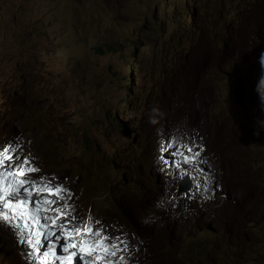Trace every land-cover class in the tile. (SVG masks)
<instances>
[{
	"label": "clouds",
	"instance_id": "9594fccd",
	"mask_svg": "<svg viewBox=\"0 0 264 264\" xmlns=\"http://www.w3.org/2000/svg\"><path fill=\"white\" fill-rule=\"evenodd\" d=\"M243 1L253 5L262 0ZM231 4V0H160L150 17L148 31L138 34L141 44L148 42V52L155 58L159 71L162 98L156 103L179 110L186 117L184 121L170 116L141 121L138 113L127 118L124 113L130 102L120 96L117 85L120 75L114 73L102 84L98 96L80 108L82 114L89 109L87 115L98 124L97 130L90 135V125L84 127L80 121L72 127L74 138H81L84 145L79 160L86 178L77 189L69 183L54 181V185L70 189L67 200L61 203L70 205V216L76 217L73 225L82 212L86 220L81 226L88 223L93 229L101 227L122 240L127 250L118 255H126L128 264H141L143 248L137 244L139 234L168 245L174 236L167 226L176 220L182 227L181 237L192 240L190 261L186 264H246V260L259 255L256 249L264 243V238H238L231 252L213 258L225 238L214 230L215 222L228 218L232 209L249 211L259 206L256 194L259 187L264 188V38L261 29L239 17ZM218 9L224 10L222 17L217 16ZM211 25L221 40L212 48L213 54L197 52L199 46L212 45ZM168 46L172 52L167 50ZM159 50H164L165 55ZM144 64L143 58L139 67L142 73ZM218 64L221 68H217ZM209 70L216 83L215 92L209 90L206 79ZM1 90L6 100L15 99L11 90L4 86ZM106 91L109 95L104 96ZM214 109L218 116L227 117L226 125L234 134L238 149L256 172L251 180L254 187L249 190L238 184L236 188L229 185V191L235 189L231 199L227 196L228 184H224L217 162L208 156L198 131L205 113ZM69 112L75 110L65 114ZM46 114L45 111L34 114L35 121L40 123ZM96 115L99 118L94 119ZM253 116H257L255 121ZM162 124L168 127L167 131L156 134L155 129ZM130 128L134 131L132 135L128 133ZM142 128L145 130L140 135ZM111 130L117 134L115 138L106 136ZM151 137L154 146L149 142ZM14 139L12 135L6 147L14 148L11 143ZM173 143L191 147L192 155L198 152V157L194 162L184 163L175 155V148L169 147ZM159 146H164L168 153L164 155ZM16 155L25 157L18 152ZM26 178L35 185L47 182L32 172ZM82 191L85 200L91 195L90 204H83ZM39 197H43L41 192ZM238 197L247 199L244 208L238 206ZM133 215L135 220L131 218ZM179 216L183 219L179 220ZM209 232L214 238H210ZM225 235L237 237L239 230L233 225ZM30 253L26 243L18 241L6 228H0V264L4 261L40 264L41 257ZM74 264H82L79 256ZM116 264L121 262L116 260Z\"/></svg>",
	"mask_w": 264,
	"mask_h": 264
},
{
	"label": "rangeland",
	"instance_id": "374dc122",
	"mask_svg": "<svg viewBox=\"0 0 264 264\" xmlns=\"http://www.w3.org/2000/svg\"><path fill=\"white\" fill-rule=\"evenodd\" d=\"M159 1L0 0V147H6L14 135L15 139L11 140L14 148L18 145L17 152L29 157L31 166L37 169L33 175L43 177L53 186L54 181H59L77 189L86 178L80 170L79 160L84 145L81 138H74L72 127L80 121L84 127L90 125V135L97 130L98 124L95 120L91 122L90 115H87L89 109L86 108L82 114L80 108L84 102L93 101L98 96L102 84L114 73L120 75L117 81L120 96L130 102L124 113L127 118L138 113L141 121L147 117H154L156 121L167 116L184 121L186 117L179 110L156 103L162 98L159 71L155 58L148 52V42L141 44L138 36L140 32L148 31L150 17ZM231 1L230 8H236L239 17L257 25L264 38V0L253 5L243 0ZM223 13L224 10H217V16L222 17ZM220 40L212 30V45L199 46L197 52L213 54L212 48ZM167 50L173 51L169 46ZM159 51L165 55L164 50ZM143 58L142 73L139 67ZM217 68H221V64ZM210 71L206 79L209 80V90L215 92L217 87ZM219 82L222 85L221 80ZM1 86L11 90L15 99L6 100ZM105 95H109V91ZM32 103L36 105L31 107ZM68 109L75 112L65 114ZM43 111L46 116L40 123L35 121L34 114ZM97 118L98 115L94 117ZM256 118L253 116V121ZM136 123L139 122L136 120ZM226 123L227 117L218 116L215 109L206 112L199 135L208 156L217 162L228 189L230 184L232 188L238 184L249 190L254 187L251 180L256 172L246 164ZM143 126L146 127V122ZM143 129H139L140 135ZM167 129L162 124L155 129L156 134ZM128 131L130 135L134 134L132 128ZM107 135L117 136L112 130ZM132 138L136 139L135 136ZM149 142L155 145L153 137ZM163 153L167 154L168 150H163ZM117 155H114V160ZM262 184L264 187V179ZM233 192L235 189L228 193ZM41 195L45 194L41 192ZM262 195L264 188L259 187L256 194L259 206H253L249 211L232 209L228 218L215 222L214 230L225 238L213 258L231 252L238 238H264ZM80 197L84 205L92 201L91 195L88 200L84 199V191ZM236 201L244 208L247 199L238 197ZM131 218L135 220L136 215ZM178 219L182 220L183 216ZM82 220L84 222L86 218L80 212L77 224L81 225ZM233 225L239 230V235L226 237L225 232ZM167 230L174 236L168 245L158 240L153 242L139 234L137 244L143 248L141 264H186L190 261L188 252L192 240L181 237L182 227L177 220L167 226ZM210 238L214 237L210 234ZM256 251L259 255L246 260V264H264V243ZM121 256L126 260V255H117L115 259L121 262Z\"/></svg>",
	"mask_w": 264,
	"mask_h": 264
},
{
	"label": "snow or ice",
	"instance_id": "6c2138e0",
	"mask_svg": "<svg viewBox=\"0 0 264 264\" xmlns=\"http://www.w3.org/2000/svg\"><path fill=\"white\" fill-rule=\"evenodd\" d=\"M159 147L166 151L164 146ZM169 147L175 148V155L184 163L194 162L199 155H192V148L184 144L173 143ZM18 150V145L0 147V228L26 243L33 257H41L40 264H74L77 256L82 264H116L118 253L127 250L124 242L101 227L73 225L76 217L70 216V205L61 203L67 200L70 189L50 182L35 185L26 177L37 169L28 157L16 155ZM40 192L45 195L39 197ZM49 212L53 215H44ZM120 260L121 264H128L123 256Z\"/></svg>",
	"mask_w": 264,
	"mask_h": 264
},
{
	"label": "bare ground",
	"instance_id": "6f19581e",
	"mask_svg": "<svg viewBox=\"0 0 264 264\" xmlns=\"http://www.w3.org/2000/svg\"><path fill=\"white\" fill-rule=\"evenodd\" d=\"M206 120H207V118H206ZM228 192H229V189H228L227 193H228ZM233 193H234V192H233ZM233 193H231V194L228 193L227 196L231 199V196L233 195ZM81 222H83V220H82ZM78 224H79V223H78Z\"/></svg>",
	"mask_w": 264,
	"mask_h": 264
}]
</instances>
